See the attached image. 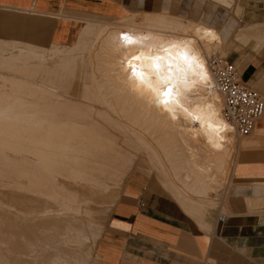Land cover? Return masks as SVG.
Masks as SVG:
<instances>
[{
	"label": "bare ground",
	"instance_id": "6f19581e",
	"mask_svg": "<svg viewBox=\"0 0 264 264\" xmlns=\"http://www.w3.org/2000/svg\"><path fill=\"white\" fill-rule=\"evenodd\" d=\"M115 1L121 5V0ZM211 1L242 17L241 0L237 4L233 0ZM133 17L145 28L158 30H150L153 35L138 41L136 34H124L107 24L81 23L83 37L77 35L76 39L84 38V43L74 46L73 52L71 47L66 53L53 47L33 54L22 52L25 61L18 70L22 79L0 75V205L8 206L0 210H6L5 216L11 219L4 225L0 222V264H34L49 247L51 251L62 247L58 250L63 254L53 250L56 254L50 253L46 260L48 250L44 251L41 263L51 259L50 264H87V232L94 242L102 227L85 218L81 221L82 206L114 203L136 154H141L137 170L149 165L161 174L170 168L173 177L177 169L189 171L178 190L173 178L160 183L178 205L203 206L209 192L214 191L207 173L213 165L218 171L225 169L232 138L237 134L222 118L221 98L212 89L207 62L226 42L235 48L236 39L264 57V22L249 23L234 34L233 41L200 22L175 19L168 23L163 16L145 13ZM89 49L90 53L96 51L97 71L83 84L79 99L67 96L71 85L85 79L81 65L88 63L84 54ZM71 54L83 63H74ZM245 54L244 63L251 56ZM137 56L139 59H133ZM53 58L66 60L58 88L36 81L44 63ZM32 64L33 72H29ZM157 64L159 68L154 66ZM141 72L142 77L138 75ZM256 79L254 76L248 83ZM168 88L172 91L164 97L162 92ZM196 150L206 155L202 164L191 158ZM194 198L196 204L191 201ZM53 200L64 203L51 208ZM18 206L27 209V214L22 210L26 219L18 213ZM56 242L59 245L55 246ZM63 247L71 248L70 260H63L69 250L63 251ZM38 251H42L41 256L34 254Z\"/></svg>",
	"mask_w": 264,
	"mask_h": 264
},
{
	"label": "crops",
	"instance_id": "0c3cea01",
	"mask_svg": "<svg viewBox=\"0 0 264 264\" xmlns=\"http://www.w3.org/2000/svg\"><path fill=\"white\" fill-rule=\"evenodd\" d=\"M113 4V0H0V40H6L0 43V69L19 73L25 61L22 52L48 49L56 38L67 43L80 24L74 18L115 17ZM260 65V60L248 64L241 79L248 81ZM65 67V58L47 59L36 81L58 88ZM28 68L33 72V64ZM258 90L264 91V85ZM248 137L242 143L248 146L232 169L229 214L222 221L220 213L201 216L206 206L178 205L153 179L142 182L134 176L110 206L105 229L94 222L101 225V235L90 241L89 258L79 261L91 264L97 243L99 262L94 264H264V118ZM65 249L72 255L71 248Z\"/></svg>",
	"mask_w": 264,
	"mask_h": 264
},
{
	"label": "rangeland",
	"instance_id": "374dc122",
	"mask_svg": "<svg viewBox=\"0 0 264 264\" xmlns=\"http://www.w3.org/2000/svg\"><path fill=\"white\" fill-rule=\"evenodd\" d=\"M113 1L115 2V4H113V6H112L113 7V11L115 13V17H110V18H107V17H104V18H98V17H79V18H74L73 20L76 19L75 21L79 22L80 24H79V27H77V25H75L76 29H75L71 39L67 43H65V44L62 43L61 44L60 43L61 39L56 38L55 42L52 43V46H50L48 49H51L53 47L55 49V51L59 50V51H64L66 53V52H69L70 49L72 48L71 52H73V49L75 50L74 46L78 47V46H81V44L84 43V38H81V41H80V38L78 39V37H77V39H76V36L77 35L81 36V34H80V32L82 31L81 23H85V22H87L89 24H99V23H101L102 25L103 24H107L110 29H116L117 28V30H121L122 32H124V34H130V33H132L134 35L136 34V39L138 41H140V40H142L141 38H143L144 36L145 37H150L151 34L153 35V33H151V31L158 30L157 28H153V27H146L145 28V25H143L142 23H140V22L136 23V22L133 21L134 20L133 16L138 15V17H139V16L143 15L144 13L147 14L148 16H153V15L163 16L167 20V22H168V20H169V22H171V21H173L175 19L176 20H181V21L184 20L183 21L184 23H186L188 21H190V22H200V23L209 25V26H211L213 28H216L217 30H220V33L223 35V37L225 39H230L228 37H231L232 40H233V37L235 36L234 34H236L237 31H240L241 28H244L245 26H247L249 23H251V22L252 23L253 22H264V0H241L242 17L235 10H233V9L229 10L227 8L225 9L224 7H222L220 5L218 6L216 2H213L214 4L212 3V1L209 2V0H121V5L122 6L116 4L115 0H113ZM233 1L237 4L240 0L239 1L238 0H236V1L233 0ZM214 5H217L218 7H215ZM123 7H124V9H123ZM256 9H257V11H256ZM120 11H122L124 13L123 16H120L118 14ZM230 11H233V13L230 12ZM250 15H251V17H250ZM37 18H38V15H37V17H35L33 19L34 23L36 22ZM78 19H80V20H78ZM253 19H254V21H253ZM260 19H261V21H260ZM255 20H257V21H255ZM121 21L124 22V23H122ZM241 21H242V24H241ZM259 26H261V25H258V27ZM119 27H120V29H119ZM125 27H126V29H125ZM262 27H263V25L261 26V28ZM24 29H26V27H24ZM241 31H242V29H241ZM81 37H83V36H81ZM21 38H22V36H21ZM21 38L18 39V41L23 40ZM75 40H76V45H75ZM77 40H78V42H77ZM3 41H6V40H0V43H3ZM8 41H10V40H8ZM226 43H228V42H226ZM226 43L224 44L225 47H220L219 50L217 49L213 53H215L221 59H226V61L234 63V65H235V67H236V69H237V71H238V73L240 75L242 74L243 70L246 68V66L248 64H250L251 62L256 61V60H260L261 61L260 67L257 69V71L251 77V78H253L254 76L257 77V79L254 81V83L252 82V84H250V83H248V81H244V82L247 83V85L251 89L255 90L260 95L264 96V91L258 90L259 85H260V87H261V85L262 86L264 85V57H261L259 55V53H257L256 51H255V53L252 52V50L254 51L253 47H251L249 44H247L245 42L244 43L240 42L237 39L235 40V42H233L235 48L231 47L230 45H228ZM235 44H236V46H235ZM71 45H73V47ZM61 46H62V48H61ZM91 49L87 50L88 53L86 51L85 54H84L86 57H89L88 63H86L84 65H81V67H82L81 73H83L85 75V79L80 81V82H78L75 79H73L76 82L73 85H71L70 90L67 91V96L79 99L81 97V89L83 87V84L87 83L89 81V78H90L91 74L95 73L97 71V63H96V59H95L96 51L90 53ZM242 50H244V51H242ZM245 53H247V54L250 53L251 56L246 58V61L244 63L243 59L246 57ZM71 55H73V54H71ZM77 58L80 59L79 56L76 57L75 55H73L71 59H73L72 61L74 63H76L77 61H79V59H77ZM81 59H83V58H81ZM81 62L83 63V61L80 60L76 64H80ZM238 62H242V63H238ZM6 64H8V63H6ZM1 71H4L5 73H2ZM0 75L11 76V77H14V78L18 77L19 79H22V77H21L22 74L16 73V71L11 72L10 70H5V69L1 70L0 69ZM251 78H250V80H251ZM72 86H74V87L72 88ZM262 118H264V116L261 117L260 119H262ZM150 125H151V123H150ZM150 127L153 128V129H156L155 128L156 126H154V125H151ZM249 139H250V137H243V136L241 137V136H238V135L237 136L234 135V137L232 138V144L230 145V150H229V153H228V157L225 160V164H226L225 165L226 167L224 166L225 169L218 171L214 167V165H213L214 163L212 164L213 166H210V172L207 173L208 174L207 175L208 176V180H209L210 184H212V187L214 188V191H216L217 193L214 192V191L211 192V193L209 192V194L207 196V198H209V199H207L205 201L206 204L203 205V206H206V207H204L206 209L203 210V212L201 213V216L202 215H207L208 212L213 213L214 211H216L217 215L220 213L222 215V217L227 216L229 214V210H228V206H227V199H228L229 193H230V191L232 189V186H233V174L234 173L232 174V169H233V166H236L238 164V162H239L241 150L242 149L244 150L248 146L247 144L243 145L242 143L244 141H249ZM136 155H137V157L135 159V164L133 165L134 167L133 166L131 167L130 174L125 179V181L121 184L122 186H120V189L118 190L117 200L120 197L123 196V194L125 193L124 190H125L126 184L128 185L129 180L131 178H134V176L136 178H138L142 182H145L147 180L149 181L150 179H153V181H155L159 186L161 185L160 183L163 182V180L167 181V179L172 180V178H173V181L175 182V184L177 183L180 186V188L184 186V185L182 186V180H184L183 177H185L186 175H189V173H188L189 171L186 168L185 169H181L182 171L177 169L178 173H175L176 176L174 175V177H173V173L171 172L172 170H170V168H167L170 171L165 169V171H164L165 173L163 172L164 174L162 172L160 174V173H158L155 170H151L149 168L150 167L149 165L146 166L147 169L145 167L143 169H138L137 170L138 165L141 164V162H140L141 161V157L139 156L141 154H136ZM205 157H206V155L203 153V151L196 150L194 155L191 158H193L198 164L199 163L202 164L204 162V160H205ZM175 158H177V157H175ZM186 170L188 172H186ZM147 172H148V174H147ZM160 175L162 176L161 178H160ZM164 175L166 177H168V178H166ZM177 176H179V177H177ZM175 177H176V179H175ZM191 179L192 178H190V181H191ZM117 200L114 203H105V204H101V205H97V204L91 205V206H88L89 209H88V207H86L87 208L86 209L84 206H82V212H80V214H81V216L83 218L81 216H79L80 215L79 213L77 214V216L80 217V219L81 218L82 219L85 218L86 221H90L91 223L96 222L98 224H101L103 226V228L105 229V224H106V221L108 219L107 216L113 210V208H111L110 206L111 205H115ZM192 200L193 199H191V201ZM194 200H196V199H194ZM50 203H49L50 207H51V205L52 206L55 205V208H56V207H59V205H62L64 203V201L53 200ZM196 203L197 202H195V204ZM4 204L6 205L7 202L5 201ZM49 204H47V206ZM107 204H109V205H107ZM0 207L1 208H7L8 206L4 207L1 204ZM53 207H51V208H53ZM17 208L19 209V210L18 209L17 210L21 211V212H22V210H25V213L27 211V209H24V207H23V209H20L21 207L19 208V206ZM5 211L3 213V211L0 210V212H2V214L0 213L1 214L0 216H2L1 217L2 220L0 218V222H2L3 225L5 223L7 224V222L11 220V219L8 218L9 216L8 217L5 216V214H6ZM21 212H18V213L19 214H23V215L25 214L24 211L22 213ZM27 213H28V211H27ZM3 215H4V217H3ZM23 215H22V219H21V224H22V221L24 220L23 217L25 216V215L24 216ZM27 217L25 216V219ZM5 218H6V221H3V220H5ZM77 219H78V221H80L79 218H77ZM82 219H81V221L85 222V219H84V221ZM87 237H88L87 245H89L90 241L93 242V240L92 239L90 240L91 235L88 232H87ZM57 240H58V242H60L61 245L62 244L66 245V242L63 239H60V240L57 239ZM73 244H71V245H73ZM56 245H59V244L56 242L55 246ZM68 245H70V243ZM89 246L88 247H84V248L85 249H89L91 247V246L90 247ZM96 246H97V243H96ZM96 246H94V249L92 250V253H91V260H92L91 264L99 262V261H97L99 259V257L96 255L99 252H98V249H97ZM59 248L62 249V247H58V249ZM64 248L65 247H63V251L64 250L66 251L67 249H64ZM45 249L44 250L41 249L43 251V253H44ZM52 249H53V247H52ZM58 249H55V250H58ZM47 250L46 251L48 253L45 251L46 252L45 256L47 255L46 257L43 256V253H42V256H41L40 253L42 251L41 252L38 251V254H36L37 251H36V253H34L35 255L41 256V258L39 257L41 259L39 261H38V258H35V261H36L35 263L36 264H44V263H41V262H43V260H42L43 257L46 259L48 257V255L53 252L54 249L51 251V247H49V249L47 248ZM59 250H58V252H61ZM56 252H54L52 254L55 255ZM89 253H90V251H88V254ZM52 254H50V255H52ZM64 254H65V252H64ZM66 254H67V257L71 256V255H69L68 251H67ZM66 254H65V256H66ZM61 256H63V255H61ZM36 257H38V256H36ZM45 259H44V261H45V264H46V263H48V262H46V260L49 259V258H47L46 260ZM32 262H34V261H32ZM25 263L26 264H30V263H27V262H25Z\"/></svg>",
	"mask_w": 264,
	"mask_h": 264
},
{
	"label": "built area",
	"instance_id": "2783aa9c",
	"mask_svg": "<svg viewBox=\"0 0 264 264\" xmlns=\"http://www.w3.org/2000/svg\"><path fill=\"white\" fill-rule=\"evenodd\" d=\"M207 64L213 79L212 89L221 98L222 118L238 136H250L256 121L264 115V96L241 79L234 63L212 55Z\"/></svg>",
	"mask_w": 264,
	"mask_h": 264
},
{
	"label": "snow or ice",
	"instance_id": "6c2138e0",
	"mask_svg": "<svg viewBox=\"0 0 264 264\" xmlns=\"http://www.w3.org/2000/svg\"><path fill=\"white\" fill-rule=\"evenodd\" d=\"M126 41H128L129 43H131L132 41H131V38L130 37H128V36H125V37H123ZM184 59H187V57L185 56V57H183ZM133 59H139V57L137 56V57H133ZM156 60H159L160 59V57H156L155 58ZM155 67H157V68H159V65L157 64V65H154ZM132 71H133V73L134 74H137V70H136V68L133 66L132 67ZM138 75L139 76H143V73L141 72V73H138ZM171 91H172V89L171 88H168L166 91H164V92H162V95L164 96V97H168L169 96V94L171 93ZM165 104L168 102V100L167 99H165L164 101H163Z\"/></svg>",
	"mask_w": 264,
	"mask_h": 264
}]
</instances>
